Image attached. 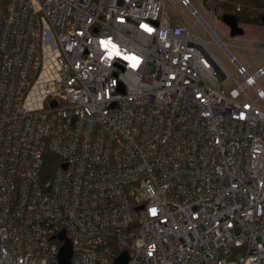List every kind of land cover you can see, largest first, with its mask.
Returning <instances> with one entry per match:
<instances>
[{
    "label": "built area",
    "instance_id": "obj_1",
    "mask_svg": "<svg viewBox=\"0 0 264 264\" xmlns=\"http://www.w3.org/2000/svg\"><path fill=\"white\" fill-rule=\"evenodd\" d=\"M167 2L0 0V264L264 263V62Z\"/></svg>",
    "mask_w": 264,
    "mask_h": 264
},
{
    "label": "rangeland",
    "instance_id": "obj_2",
    "mask_svg": "<svg viewBox=\"0 0 264 264\" xmlns=\"http://www.w3.org/2000/svg\"><path fill=\"white\" fill-rule=\"evenodd\" d=\"M173 3L178 5L179 0H168L167 11L172 20L175 21L178 20L180 16L176 13ZM191 3L193 7L198 10L205 22L211 27H214L212 13L203 0H191ZM182 13L201 36L205 40L210 41L211 49L231 73L235 74L236 68L230 61L228 51L235 55L240 62L251 64V73L264 62V55H261V49L264 48V26L239 24L236 25V27H232L217 16L216 30L220 41L226 45L227 51L221 44L213 42L212 36L207 32L199 18L191 13L189 8H184ZM257 83L264 88V76L260 77Z\"/></svg>",
    "mask_w": 264,
    "mask_h": 264
},
{
    "label": "trees",
    "instance_id": "obj_3",
    "mask_svg": "<svg viewBox=\"0 0 264 264\" xmlns=\"http://www.w3.org/2000/svg\"><path fill=\"white\" fill-rule=\"evenodd\" d=\"M214 13L222 20L232 16L237 24L263 25L264 0H215ZM239 7V9H238ZM52 167V161L48 163Z\"/></svg>",
    "mask_w": 264,
    "mask_h": 264
},
{
    "label": "water",
    "instance_id": "obj_4",
    "mask_svg": "<svg viewBox=\"0 0 264 264\" xmlns=\"http://www.w3.org/2000/svg\"><path fill=\"white\" fill-rule=\"evenodd\" d=\"M228 25H231L232 27H236L237 22L232 16H227L223 19ZM263 25H264V18H263ZM61 238H65V242L61 248L60 254H59V259H60V264H70V259L72 256V245L70 241L65 237V232H61L59 235ZM263 247H264V242ZM128 261V256L127 253L124 252L121 256H119L114 264H126ZM264 264V263H263Z\"/></svg>",
    "mask_w": 264,
    "mask_h": 264
},
{
    "label": "snow or ice",
    "instance_id": "obj_5",
    "mask_svg": "<svg viewBox=\"0 0 264 264\" xmlns=\"http://www.w3.org/2000/svg\"><path fill=\"white\" fill-rule=\"evenodd\" d=\"M155 210H153V212H154Z\"/></svg>",
    "mask_w": 264,
    "mask_h": 264
}]
</instances>
